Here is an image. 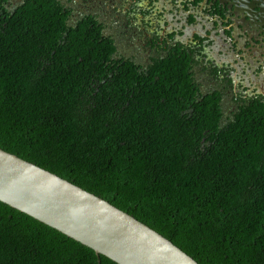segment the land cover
Returning <instances> with one entry per match:
<instances>
[{
    "label": "trees",
    "instance_id": "obj_1",
    "mask_svg": "<svg viewBox=\"0 0 264 264\" xmlns=\"http://www.w3.org/2000/svg\"><path fill=\"white\" fill-rule=\"evenodd\" d=\"M94 12L0 0V149L198 264H264V109H222L180 53L126 58ZM0 264L115 263L0 202Z\"/></svg>",
    "mask_w": 264,
    "mask_h": 264
},
{
    "label": "flooded vegetation",
    "instance_id": "obj_2",
    "mask_svg": "<svg viewBox=\"0 0 264 264\" xmlns=\"http://www.w3.org/2000/svg\"><path fill=\"white\" fill-rule=\"evenodd\" d=\"M59 1L72 8L71 0ZM81 2L96 11L119 54L145 62L154 53H180L199 88L221 96L222 109H264V0ZM121 40L127 53L118 48Z\"/></svg>",
    "mask_w": 264,
    "mask_h": 264
},
{
    "label": "water",
    "instance_id": "obj_3",
    "mask_svg": "<svg viewBox=\"0 0 264 264\" xmlns=\"http://www.w3.org/2000/svg\"><path fill=\"white\" fill-rule=\"evenodd\" d=\"M0 202L115 264H198L107 201L1 149Z\"/></svg>",
    "mask_w": 264,
    "mask_h": 264
},
{
    "label": "rangeland",
    "instance_id": "obj_4",
    "mask_svg": "<svg viewBox=\"0 0 264 264\" xmlns=\"http://www.w3.org/2000/svg\"><path fill=\"white\" fill-rule=\"evenodd\" d=\"M71 1H72V7L75 8L77 11L85 10L86 7H90V4L85 5L81 2V0H71ZM117 44H118V48L120 52L122 53L128 52L127 50L129 49H128L127 42L125 40L118 41Z\"/></svg>",
    "mask_w": 264,
    "mask_h": 264
}]
</instances>
